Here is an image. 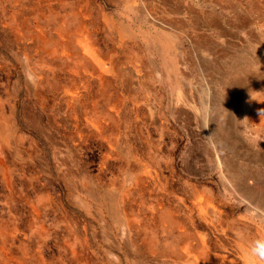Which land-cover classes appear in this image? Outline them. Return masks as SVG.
<instances>
[{
	"label": "rangeland",
	"instance_id": "obj_1",
	"mask_svg": "<svg viewBox=\"0 0 264 264\" xmlns=\"http://www.w3.org/2000/svg\"><path fill=\"white\" fill-rule=\"evenodd\" d=\"M262 110L264 0H0V264H264Z\"/></svg>",
	"mask_w": 264,
	"mask_h": 264
},
{
	"label": "bare ground",
	"instance_id": "obj_2",
	"mask_svg": "<svg viewBox=\"0 0 264 264\" xmlns=\"http://www.w3.org/2000/svg\"><path fill=\"white\" fill-rule=\"evenodd\" d=\"M246 91V90H245ZM263 238V237H262ZM263 240V245H264V239H262ZM261 245H257L256 247H255V249L256 250H259V252L260 253H264V251H261V247H260ZM191 255V254H190ZM246 257L247 258H250V259H252V260H254V261H256L255 260V258H257V256L255 255V253L254 252H250V253H248V254H246ZM258 260V259H257Z\"/></svg>",
	"mask_w": 264,
	"mask_h": 264
},
{
	"label": "clouds",
	"instance_id": "obj_3",
	"mask_svg": "<svg viewBox=\"0 0 264 264\" xmlns=\"http://www.w3.org/2000/svg\"><path fill=\"white\" fill-rule=\"evenodd\" d=\"M262 111H264V110H262ZM261 111V112H262ZM262 258H264V253H258Z\"/></svg>",
	"mask_w": 264,
	"mask_h": 264
}]
</instances>
